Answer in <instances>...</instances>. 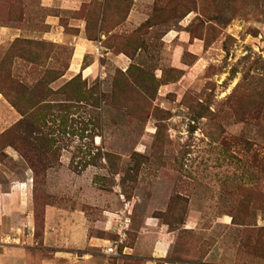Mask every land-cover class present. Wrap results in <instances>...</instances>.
Returning <instances> with one entry per match:
<instances>
[{
  "label": "rangeland",
  "instance_id": "1",
  "mask_svg": "<svg viewBox=\"0 0 264 264\" xmlns=\"http://www.w3.org/2000/svg\"><path fill=\"white\" fill-rule=\"evenodd\" d=\"M113 1L0 0V26L23 32L0 45V190L20 187L37 236L46 205L82 208L81 264H144L152 221L176 232V258L264 264V0ZM48 13L69 37L84 19L77 71L71 40L42 39ZM9 97L52 107L15 134Z\"/></svg>",
  "mask_w": 264,
  "mask_h": 264
},
{
  "label": "crops",
  "instance_id": "2",
  "mask_svg": "<svg viewBox=\"0 0 264 264\" xmlns=\"http://www.w3.org/2000/svg\"><path fill=\"white\" fill-rule=\"evenodd\" d=\"M39 7L45 10L69 11L78 10L83 3L90 0H37ZM136 1V0H135ZM47 31L42 39L65 42L71 40L74 46L72 69L80 68L82 56L89 49V41L85 34L84 19H70L68 28L76 33L69 37L61 23V16L48 13L43 21ZM19 28L0 26V45L21 37ZM20 187L0 190V264H81L77 256L85 253V247L91 242L89 223L82 208L67 209L57 205H46L43 210V224L37 237L35 209L23 201ZM69 210V211H68ZM149 223V222H148ZM148 225L153 234L146 238V251L149 256L143 257L144 264H193L187 261H167L173 251L176 232L169 231L165 224L158 225L154 221ZM151 225V226H150ZM183 229L192 231L194 226L188 221ZM41 250H49L51 256L45 257ZM211 249L205 259L211 256ZM214 257V256H212ZM210 259L209 261H213ZM220 263V262H219ZM215 264V263H204ZM222 264V263H221ZM227 264V263H224Z\"/></svg>",
  "mask_w": 264,
  "mask_h": 264
},
{
  "label": "trees",
  "instance_id": "3",
  "mask_svg": "<svg viewBox=\"0 0 264 264\" xmlns=\"http://www.w3.org/2000/svg\"><path fill=\"white\" fill-rule=\"evenodd\" d=\"M118 2L117 0H115L113 2H109V4H113V6H115V4H117ZM97 4L98 5L100 4V6L102 7V10L104 9L105 5H103L100 2H98ZM105 12L106 11H104L103 15L101 16L102 18L101 22L104 21ZM73 82H74V79L70 80L67 84L71 86ZM9 102L22 115L21 120L15 125V128H14L15 134H17L19 131L25 132V129H34L35 127H38L39 123L45 121L46 116L48 115V112L46 110H49L52 107L50 103L41 104L39 101H34L31 98L19 99V98L9 97ZM39 105L41 107H38ZM48 167L49 165H47L46 168ZM43 210H42V224H43ZM122 247L123 246L120 247V250H119L120 252L122 251ZM135 259L141 260L139 258H135ZM166 259L167 261H172V260L176 261L180 259L179 261L183 260V261H187L193 264H204L203 262H192V261L186 260L185 258H176L174 250L172 251L171 255H169ZM158 264H161V263L158 262Z\"/></svg>",
  "mask_w": 264,
  "mask_h": 264
},
{
  "label": "built area",
  "instance_id": "4",
  "mask_svg": "<svg viewBox=\"0 0 264 264\" xmlns=\"http://www.w3.org/2000/svg\"><path fill=\"white\" fill-rule=\"evenodd\" d=\"M130 226V219L124 217L117 226L116 238L113 242L106 247L105 253L115 256H120L119 246L124 243L127 239V231ZM125 252H122L124 254Z\"/></svg>",
  "mask_w": 264,
  "mask_h": 264
}]
</instances>
